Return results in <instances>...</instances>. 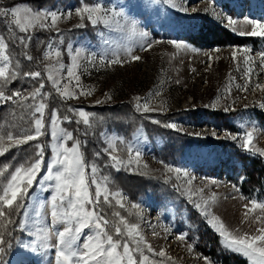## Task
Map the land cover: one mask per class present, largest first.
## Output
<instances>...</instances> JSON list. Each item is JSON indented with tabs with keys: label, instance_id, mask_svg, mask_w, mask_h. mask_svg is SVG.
<instances>
[{
	"label": "rangeland",
	"instance_id": "rangeland-1",
	"mask_svg": "<svg viewBox=\"0 0 264 264\" xmlns=\"http://www.w3.org/2000/svg\"><path fill=\"white\" fill-rule=\"evenodd\" d=\"M13 1L19 0H0V3ZM173 2L176 7H172L168 0H96L89 7L100 8L97 15L108 23L98 20L92 24L89 21L94 33L90 37L77 36L69 42L59 38L53 44L51 39L43 53L44 73L47 78L51 76L59 81L58 92L48 79L60 96L65 86L73 93L71 97L62 96L65 100L106 106L135 101L134 98L140 97L141 104L145 100L148 102L147 112L162 115L182 113L168 122L177 126L170 129L185 133L192 139L185 145L178 163L163 164L156 159L154 148L161 147L162 140H149L141 129L127 143V148L131 146L133 149L132 165L152 168L162 179L174 181L183 192L185 201L163 190L159 194L161 198L146 195L131 202L122 190H110L97 172L96 184L88 181L90 197L94 196L96 187H100L102 192L106 189L110 193V202L117 209L115 213H119L116 218L120 223L122 219L124 221L118 226L123 238L114 241L121 245L117 248L118 253H123L122 245L127 242L130 249L139 246L149 257L146 264H236L237 258L246 264H254L243 254L225 247L226 241L218 229L223 224L227 233L243 236L257 235L256 229L264 226L254 219L257 215L264 219V212L259 208L251 210V201L264 203V155L261 154L264 153V107H261L264 105V88L256 87L257 84L264 86V69L260 67L261 57L258 55L264 51V38L239 35L241 28L251 29V25H244L245 20L264 22V0ZM13 6L29 8L24 2ZM36 11H55L60 15L58 31L51 30L54 34L75 28L81 22L71 5ZM229 17L237 21V31L228 24ZM50 21L49 17L47 22ZM39 30L49 31L37 25L28 32L32 35ZM141 33H146L151 41L148 50L143 47L146 41ZM235 39L243 45L232 44ZM243 48L250 51H239ZM234 49L237 50L236 59L232 58ZM57 51L60 52L59 57L56 56ZM133 56L141 59L133 60ZM113 60L120 62L111 63ZM74 63L73 71L75 76H79V82L75 76L67 75ZM0 66H3V61H0ZM245 85L246 91L242 90ZM44 101L40 98L39 104H44ZM225 107L229 110L225 111ZM189 111H197V116L191 117ZM35 114L36 118L40 117L39 112L35 111ZM53 130L50 120L46 132L49 157L45 158V168L38 174L37 181L47 174L46 165L54 156L53 146L63 144L71 148L74 142L64 137L63 131L68 130L61 120L58 119L55 138ZM248 132L253 133V144L245 149L244 138ZM103 138L115 155L116 135L105 132ZM218 140L220 144L214 142ZM137 149L141 153L138 161ZM166 165L179 168L181 172H169ZM85 173L86 177L91 175V171L86 169ZM188 180L191 184L187 183ZM53 185L54 181L46 182V189L42 190L37 182L29 190L30 198L21 201L25 207L20 209V221L25 222V228H18L25 236L4 264H55V248L42 246L44 243H58L50 233L45 240L46 232L42 231L53 227ZM117 200L124 205L123 208ZM193 202L201 204V208L197 209ZM85 207L92 210L89 205ZM68 211L71 209L65 201L58 212L62 217ZM100 214L105 216L101 210ZM209 220L213 222L209 223ZM125 225L135 226L136 231L130 236ZM65 226L74 227L75 222L66 225L63 219H58L54 225L59 231ZM36 236L41 239L37 240ZM94 237V229H83L74 247L77 251H84L83 244ZM147 245L153 251H148ZM33 247L36 251H32ZM160 250L165 252L164 257L154 254ZM134 257L140 264V253L135 252Z\"/></svg>",
	"mask_w": 264,
	"mask_h": 264
},
{
	"label": "snow or ice",
	"instance_id": "snow-or-ice-1",
	"mask_svg": "<svg viewBox=\"0 0 264 264\" xmlns=\"http://www.w3.org/2000/svg\"><path fill=\"white\" fill-rule=\"evenodd\" d=\"M172 7H176L173 0H168ZM187 11V9H181ZM101 9L98 7H89L85 5L84 7L76 9V15L80 17L81 21L87 18L92 24H96L98 20H103L104 23H108L106 19L102 16H98ZM70 15V14H69ZM0 17L9 18L8 23L14 24L21 33H25L23 36L18 37L19 43L23 46V49H28L29 41L32 39L31 34L28 32L30 28H34L37 25L39 28H46L48 30H57L58 24L57 22L60 20V15H58L55 11H45L34 12L31 8H21L19 6L13 7H4L0 6ZM51 18L50 23H48V18ZM228 24L232 26L233 31H237L236 25L237 21L228 18ZM244 25H251L250 30H245L241 28L239 30L240 36H250V37H261L264 38V22L258 20L248 19L244 21ZM76 27H84L83 23H79ZM141 36L146 41V44L143 45L145 50H148L151 47V41L148 40L146 33H141ZM170 43H175L171 42ZM52 45L49 44V48ZM176 47H180L179 44H176ZM7 48V45L3 42V39L0 38V61H3V66H0V78H4L3 82L0 83V104H4L6 102L19 103L27 99V97L19 92L13 91L10 94L7 92V84L10 83L11 79L14 78V74L9 73L8 71V55H5L4 50ZM71 51V50H70ZM219 51V49H216ZM244 53H248L250 50L247 48L239 49ZM237 50H233V59H236ZM261 57L260 67L264 69V51L258 54ZM25 56L27 60L32 61L33 57L27 51H25ZM56 56H60V52H56ZM94 59V58H93ZM133 60H140L141 57L133 56ZM119 60H113L111 63H119ZM245 63H247V56H245ZM75 63L71 68L68 69L67 75L68 77H74L75 73L73 68H75ZM25 77H31L32 79H37L41 77L40 71H30L23 73ZM48 79L52 82L54 86H56L57 91H60L59 81L53 79L51 76ZM77 82H79V76H75ZM45 85L41 81L39 83V87L36 88L32 93L31 97L33 100L36 99L37 96L41 95V90L44 89ZM256 87L264 88L260 84H257ZM242 90H247V86H242ZM64 97H71L73 93H70L67 90V87H64L63 92L61 93ZM136 101V106L138 109L141 107L145 112L149 111V105L147 100L141 104V98H134ZM99 103V102H98ZM45 105L43 103L39 104L36 107L35 111L40 113V117L34 120V130H29L25 132H21L18 135H12L11 133L7 134V145H5L4 137L0 136V156H4L5 153L9 150V148L17 147L28 144L30 141H37L44 132L42 131L45 127L43 121V109ZM264 107V105H261ZM225 111H228L229 108L225 107ZM69 112H77L79 117L82 118V122L84 125H89V113L84 110H76L69 108ZM59 117L55 112L52 114L51 124L53 126V137L57 136V132L55 128L57 126ZM63 119L71 123V120L68 116H64ZM152 123H160V121L152 120ZM77 124L81 123V120L76 121ZM165 127L168 128H177L175 124H165ZM87 133H85L86 135ZM64 137L67 140H73V145L71 148L63 146V144L59 146H53L54 156L52 160L47 163L46 171L47 174L44 175L39 181H37L38 174L41 173L45 168V146L42 143H36L34 145L37 150L33 157L30 158L29 161L26 162V165H21L16 167L13 172L9 173L10 178H7V184L3 188V193L0 195V224H3L5 220L8 223H17L21 230L25 228L24 221L14 222L11 220V215L13 213L18 212V210L25 207L24 201L25 198H30V189L34 188L35 183H39L41 185L42 190L46 189V182L54 181L53 192L54 195L51 197V219L53 221V227L47 230H42L46 232L44 237L47 240V233H50L52 236H55L58 240L56 245H49L48 243H44L42 246L45 248L54 247L55 248V264H137V260L134 257L135 252H139L142 256V261L140 264H146L149 257L144 255L139 246L135 249H130L129 244L127 242L123 243V253H118L117 248L120 247L118 243L114 242L113 236L108 234L105 230L109 225L110 221L100 214V210L102 208L101 205V196H103V202L109 203V195L110 193L105 189L103 192L100 187H96L94 196L90 197L89 187L90 184H96L95 174L97 172V166L95 164L91 165V175L86 177L85 169L88 167L83 157V153L80 150L81 141L78 139H74L73 133L70 131H63ZM199 135V133H197ZM213 136L216 135L215 131L212 133ZM236 139V137H233ZM253 144V133L248 132L246 137L244 138L243 146L245 149H249V146ZM133 149L131 146L128 148L129 159L128 163H133L131 153ZM136 158L139 160L141 153L139 150H136ZM264 155V153H261ZM99 155V153H97ZM112 167L117 168L119 170V166L124 163L123 160L119 159L115 155L109 154ZM169 172L175 171L177 173L181 172V169L176 168L173 169L170 166H165ZM7 171V167L0 171V175H3L4 172ZM187 175V173H185ZM188 184H191V180L187 181ZM199 191H203L200 189ZM71 193V195H69ZM119 195V194H115ZM67 201L68 207L71 211L65 212L61 217L58 209ZM117 203L121 208L124 207L120 200H117ZM197 209L201 208V204L193 202ZM85 205L91 206L92 210H89L85 207ZM252 209L255 210L259 208L261 212H264V203H257L255 200L251 201ZM133 207H138V205H133ZM114 215L119 216V213L116 212ZM205 215L207 212L205 210ZM245 215H248L246 211ZM58 219H63L66 222V225H71L75 222V226H65L62 231L55 230V223ZM215 218L213 217V220ZM254 219L259 220L262 224H264V219H262L259 215L254 217ZM212 220H209V223H212ZM121 223H124L123 219ZM215 226V225H214ZM125 227H128L125 225ZM92 228L95 230V237L89 238L88 242L83 244L84 251H77L74 245L77 242L78 237L80 236L83 229ZM219 233L222 237H224L226 243L225 247L228 249L243 254L248 257L250 260L254 262V264H264V226L256 229L257 235L244 234L243 236H234L230 233H227L223 224L219 225ZM135 226L128 227V233L131 236L133 232H135ZM115 232L117 235L121 234V228L116 227ZM104 237L105 239H102ZM37 240H40V236H36ZM93 239L95 242H93ZM181 240L184 239L183 236L180 237ZM5 238L3 232H0V264H4V254H5ZM107 245V247L105 246ZM139 245V242H138ZM10 247V245H8ZM27 247V245H26ZM148 251H153L150 245H147ZM32 251H36V248L33 247ZM160 257L165 256V252L160 250L157 253H154Z\"/></svg>",
	"mask_w": 264,
	"mask_h": 264
},
{
	"label": "trees",
	"instance_id": "trees-1",
	"mask_svg": "<svg viewBox=\"0 0 264 264\" xmlns=\"http://www.w3.org/2000/svg\"><path fill=\"white\" fill-rule=\"evenodd\" d=\"M95 1L19 0L7 4L0 3V6H13L17 2H24L33 11L40 9H62L67 5L78 9L85 5L91 6ZM80 23H83L84 27H75L59 31L55 34L50 30L36 31L31 35L32 39L28 42L29 47L25 50L18 41V37L25 35V33H21L14 24H9L7 18L0 17V38L7 45L5 54L9 57L8 71L14 74V78L7 84V92L10 94L13 91H19L27 97V99L19 103L9 101L0 104V136L4 137L5 145L8 143L7 134L11 133L15 136L21 132L34 130L35 109L39 104V99H45V107L43 109L44 134L37 141H30L28 144L19 146V148H9L4 156H0V171H3L7 167V171L3 175H0V195L7 183L6 177L10 178L9 173L13 172L16 167L26 165V162L34 156L37 151L34 147L36 143H42L45 146V158L49 157V139L46 132L52 114L55 112L59 120H61L62 125L73 133L74 139L81 141L80 150L83 153L86 165H88L86 171H91V165L95 164L97 166V174L104 179L105 184L110 190H122L127 194L131 202L144 198L146 195L152 198H161L159 194H162L163 190L169 191L175 196L183 198L182 200L185 201L186 198L183 192L174 181H166L160 177L156 170L146 166L129 164L127 160V143L141 129L149 140H162V146L158 149L154 148L153 156L156 159L163 164L178 163L184 154L185 145L191 142L192 139L185 133L165 127V124H168L175 117H179L182 113L162 115L159 112H145L142 108H137L136 101L128 100L106 106H92L82 101L65 100L55 92L46 77L42 66L43 53L51 39V44H53L59 38L62 41L69 42L77 36H93V28L90 26L87 18L85 17ZM205 40L207 42L208 39L205 38ZM232 44L243 45L238 39H235ZM25 51L32 55V61L27 60ZM30 71H40L41 77L32 79L23 75V73ZM3 79L0 78V83L3 82ZM41 81L45 87L41 90V95L33 100L31 93L39 87ZM69 108L87 111L90 114L89 125L83 124L79 118L78 111L69 112ZM189 114H191V117H196L197 111H189ZM64 116H68L71 123L65 121L63 119ZM77 120H81V123L77 124ZM152 120L160 121V123H152ZM262 121H264V118ZM105 132L115 134L118 139L115 144L114 153L119 159L124 161L119 166V170L111 166L112 161L109 154L111 153L112 155V150L103 138V133ZM85 133L87 134L85 135ZM214 142L216 144L221 143L220 140ZM101 205L102 214L111 222L107 227L108 234L113 236L114 241L122 239L123 235H117L115 232V228L121 224L118 217L116 218L114 215L117 209H115V206L111 202L110 204L104 203L102 198ZM11 220L14 222L20 221V210L11 215ZM0 232H3L6 241L3 257L5 261L25 235L18 228L17 223H8L7 220L3 224H0ZM237 260L236 264H246L239 258Z\"/></svg>",
	"mask_w": 264,
	"mask_h": 264
}]
</instances>
